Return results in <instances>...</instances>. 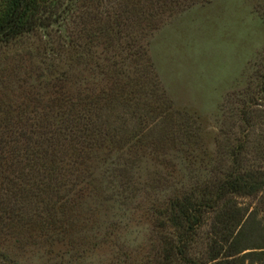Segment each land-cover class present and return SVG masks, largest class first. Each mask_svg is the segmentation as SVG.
Masks as SVG:
<instances>
[{"label": "rangeland", "instance_id": "374dc122", "mask_svg": "<svg viewBox=\"0 0 264 264\" xmlns=\"http://www.w3.org/2000/svg\"><path fill=\"white\" fill-rule=\"evenodd\" d=\"M68 1L62 0L64 4ZM173 8L151 20L145 40H139L148 43L158 94L164 96L149 104L164 101V107L170 106V117L161 130L146 131L137 138L139 121L130 119L129 130H133L107 142L111 154L106 148L100 151L102 157L110 155L108 163L102 170L100 162L94 164L100 178L104 169L114 167L111 161L134 156L129 177L137 191L122 192L118 182V188L110 191L85 192L70 211L72 230L50 238L17 224L9 228L6 220L0 222V264H158L161 237L167 234L158 224L169 200L187 188L207 185L220 170L231 168V147L244 141L248 151L245 167L261 165L264 169V158H260L264 127L260 128L259 121L246 141L236 115L242 99L253 98L260 88L264 0H210L186 9ZM68 25L77 26L75 22ZM57 27L39 29L7 44L0 41L1 111L9 104L31 107L39 98L47 102L58 96L55 92L72 93L78 87L86 93L105 89L108 79L95 63L106 64L103 58L108 53L102 39L92 44V60L86 57L85 62L73 65L69 47L58 49L68 39L64 40V32ZM116 109L122 110L120 105ZM130 113L132 117L134 112ZM142 123L153 126L151 116ZM229 124L236 125L229 129ZM234 201L244 215L242 226L255 219L251 245L264 234L263 200L258 195ZM213 217L207 213L196 230L189 254L197 260L210 250ZM249 252L259 250L241 255ZM244 264L258 263L246 258Z\"/></svg>", "mask_w": 264, "mask_h": 264}, {"label": "trees", "instance_id": "16d2710c", "mask_svg": "<svg viewBox=\"0 0 264 264\" xmlns=\"http://www.w3.org/2000/svg\"><path fill=\"white\" fill-rule=\"evenodd\" d=\"M208 2L210 0L0 2V41L4 44L56 24L57 29L64 32V40L68 39L58 49L61 52L63 47H69L71 64L90 58L92 44L99 38L108 53L103 58L104 66L95 62L108 79L105 89L86 93L78 87L72 93L55 92L58 96L47 102L39 98L31 107L9 104L4 111L0 109L3 121H0V222L6 220L9 228V224H17L50 238L72 230L70 211L85 192L98 193L100 189L110 191L118 187L129 194L137 191L129 177L135 166L134 156L111 161L114 167L104 169L100 178L94 164L100 162L98 168L102 170L108 163L110 155L106 153L102 157L100 151L106 148L110 153L107 142L113 143L120 135L126 136L133 130H129L130 119L139 121V130L134 136L137 138L146 131L161 130L171 115L170 106L164 107V101L156 106L149 104V100L158 102L164 96L158 94V82L148 58V43L142 44L139 40H145L146 32L153 25L151 20L160 19L166 10ZM71 22L77 26L69 28ZM82 49L84 52H80ZM252 97L242 99L235 113L246 141L255 133L259 121L260 128L264 127V70L260 73V88ZM119 105L121 112H118L119 107L116 109ZM130 112H134L132 117H129ZM149 116L153 126L142 123V119ZM262 133L264 129L260 137ZM245 143L231 147V168L220 170L214 181L187 188L181 196L167 202L164 219L158 224L161 232L167 234L161 237V258L156 263L244 264L249 258L251 263L264 264V234L249 245L255 219L242 226L244 215L234 201L260 195L264 205V169L261 165L260 168H252L251 164L245 167L248 160ZM261 154L263 159L264 151ZM207 213L214 216V239L205 258L197 260L189 254V249ZM247 250L259 252L241 255Z\"/></svg>", "mask_w": 264, "mask_h": 264}]
</instances>
